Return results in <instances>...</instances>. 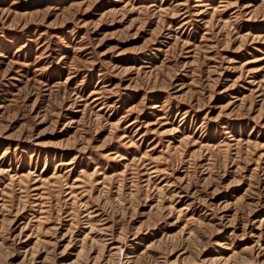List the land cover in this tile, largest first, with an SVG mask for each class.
<instances>
[{
  "label": "rangeland",
  "instance_id": "obj_1",
  "mask_svg": "<svg viewBox=\"0 0 264 264\" xmlns=\"http://www.w3.org/2000/svg\"><path fill=\"white\" fill-rule=\"evenodd\" d=\"M0 264H264V0H0Z\"/></svg>",
  "mask_w": 264,
  "mask_h": 264
}]
</instances>
